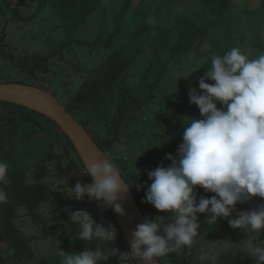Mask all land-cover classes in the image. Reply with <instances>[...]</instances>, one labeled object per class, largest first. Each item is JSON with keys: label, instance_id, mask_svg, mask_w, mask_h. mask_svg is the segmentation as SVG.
<instances>
[{"label": "trees", "instance_id": "1", "mask_svg": "<svg viewBox=\"0 0 264 264\" xmlns=\"http://www.w3.org/2000/svg\"><path fill=\"white\" fill-rule=\"evenodd\" d=\"M113 1L119 2L118 8L113 7ZM176 1L35 0L33 9L24 13L16 0H0V39L4 44H9L4 39L7 28L15 23L28 24L42 12L47 13L43 19L52 23L50 30L60 27L64 32L61 38L46 36L45 41L51 42L52 47L41 53L18 56L10 49H4L2 43L0 79L9 69L22 77L15 81L5 79L0 83L13 81L51 89L49 82L58 70L68 74L66 76L73 73L80 76L79 85L71 79L65 82L63 105L120 169L143 215L141 206H149L146 192L151 185L145 179L144 168L159 154H164V167L171 166L173 161L167 156L174 146L179 147L183 143L186 117L191 114L193 118L204 119L196 104L184 103L185 91L172 89L176 91L174 100L158 103L155 97L161 83H169L168 76L173 68L185 70L186 65L200 80L206 76L213 56H222L236 45L233 31L238 17L233 18L234 14H231L233 0H199L202 8L199 11L201 18L197 21L179 13L166 26L148 19L150 14L164 6L171 10ZM93 21H99V25ZM87 33L90 35L85 36ZM255 43L260 54L264 53V42L257 40ZM73 50L78 57L76 61L68 59L71 64H66L65 53L72 54ZM145 53L149 56L144 72L133 75L136 61ZM188 56L194 60L193 66L187 62ZM53 58L62 61L59 68L50 64ZM187 72L189 69L184 73L188 77ZM197 82L195 89L198 88ZM206 82L215 83L211 79ZM197 93L203 94V90L198 88ZM217 106L223 107L219 103ZM42 130L49 138L35 134ZM53 140L60 143L55 151ZM126 151L130 152L126 154ZM0 160L8 164L9 181L7 185H0L7 194V202L0 203V264H60V250L38 255L30 245L31 238L26 237L19 227L22 210L44 233L62 231V234L68 232L75 237L72 248L63 250L65 252L95 250L99 246L110 251L111 247L114 254L101 264H120V253L131 251L108 205L101 200L90 199L87 194L78 200L69 195L67 186L56 189L47 183L46 177L53 161L55 175L63 174L62 164L65 163L68 173L81 171L84 174L82 184L92 183L73 143L52 119L20 104L0 101ZM194 195L198 203L201 197L211 198L217 194L196 186ZM43 203L55 206L49 220L53 224H49L40 211ZM262 205L264 197L260 196L238 202L232 214L227 218L220 217L214 226L207 223L211 214L203 213L198 216L200 235L193 246L158 257L160 263L213 264L210 257L202 262L201 252L208 254L212 242L233 229L229 225L230 219L237 218L241 211L259 210ZM76 210H87L98 224L115 229L116 238L110 247L96 238L84 241L76 237L77 226L70 221L71 213ZM149 215L148 209V216L144 215L145 222L152 220ZM258 238L259 241L264 240V230L258 233ZM67 239L68 236L61 240V246ZM214 262L238 264L239 254L232 248L219 254ZM132 264L137 263L134 260Z\"/></svg>", "mask_w": 264, "mask_h": 264}, {"label": "clouds", "instance_id": "2", "mask_svg": "<svg viewBox=\"0 0 264 264\" xmlns=\"http://www.w3.org/2000/svg\"><path fill=\"white\" fill-rule=\"evenodd\" d=\"M199 88L203 94L192 88L189 97L204 119L186 118L179 158L169 154L171 166L148 173L153 182L146 192V202L158 210L173 211V222L165 225L163 220H146L137 225L131 251L120 253V264H132L136 259L153 264L157 257L191 248L200 235L197 214L210 213L207 223L214 226L220 217H229L238 202L264 197V53L249 58L239 47H232L222 56H213ZM83 169L93 178L92 183L77 182L69 189L70 195L79 200L87 194L123 213L117 201L123 199L128 185L111 158H84ZM8 182V164L0 160V185ZM196 186L217 195L201 197L197 203ZM6 202L7 194L0 188V203ZM70 221L77 226L76 237L81 240L96 238L110 247L116 238L114 228L98 224L87 210L73 211ZM229 225L247 230L249 236L258 234L264 230V205L259 210L241 211ZM243 250L257 264H264V241L249 240ZM113 254L111 247L106 251L100 246L59 253L60 264H101ZM200 259L206 261L208 254L202 251Z\"/></svg>", "mask_w": 264, "mask_h": 264}, {"label": "rangeland", "instance_id": "3", "mask_svg": "<svg viewBox=\"0 0 264 264\" xmlns=\"http://www.w3.org/2000/svg\"><path fill=\"white\" fill-rule=\"evenodd\" d=\"M107 2L109 0H106ZM17 3H19L21 10L24 11V13H27L33 9L35 6V0H16ZM14 2V3H16ZM113 7L118 8L119 2L113 1ZM233 10L231 11V14L233 18L238 17V23L233 31V40L235 41V46L231 47H239L243 53H245L249 58H256L258 55H260V50L258 49L255 42L257 40H261L264 42V0H233ZM172 5V4H171ZM200 8H202V3L199 0H177L173 3V7L171 10H169L168 7H162L158 10V12H153L149 15L148 19L157 24L162 25H169L176 17V13H179L180 15H183L185 17H189L193 20H196L201 18V15H199ZM255 13H257V16H255ZM43 15H47L46 12L40 13L34 20L29 22L28 24L20 23L19 25L17 23L13 24L9 28L6 29L5 37L8 41V45L4 44V40L0 39V51L2 48L4 49H10L15 55H23L25 53H41L45 52L46 50L50 49L52 47V43L49 41H45L46 36H53L56 38H61L64 35V32L60 27L57 29H52V23L49 19H43ZM97 25H99V21H93ZM1 30V28H0ZM44 30V31H43ZM223 33L224 30L222 29ZM221 32V31H219ZM0 31V35H1ZM220 34V33H219ZM222 34V33H221ZM36 35V37H34ZM90 35L87 33L85 36ZM82 36L84 34L82 33ZM214 37H216L214 35ZM211 39V37H209ZM83 48V47H82ZM3 52H7V50H4ZM80 49V48H79ZM78 49V50H79ZM76 50V51H78ZM66 54L65 62L66 64H71L68 62V59H73L76 61L77 55L75 53V50H73L72 54ZM85 56V55H84ZM149 53H145L142 55L137 61L136 65L133 67V75H140L142 72H144V67L146 66V61L148 59ZM187 62L192 64L194 60L191 56H188ZM62 61H59L57 58H53L50 61V64L52 67L59 68ZM1 64V61H0ZM185 65V63H184ZM189 69L188 77L185 76L184 73ZM68 75V74H66ZM64 75V73L61 70H58L56 76L50 80V85L52 87V91L54 92L55 96L59 100L60 103L65 104V91H64V84L68 80H72L75 82L76 85L80 84L81 77L78 75H75V73L70 74L69 76ZM189 76L191 78H189ZM22 75L18 73L15 70L9 69L6 70L5 76H3L0 81H6L5 79H11L15 81L16 79H20ZM188 78L189 80H187ZM169 83L168 84H162V87L158 89L157 96L155 97V100L159 102L162 101H172L175 98V92H179V90H182L184 92V95L186 96V99L183 100L184 103L189 104L191 103L189 92L190 89L194 88V85L196 81L199 82L197 78L194 77L193 72L191 71V68L189 65H186L185 70L184 69H178L173 68L171 71V75L168 76ZM11 81V82H13ZM182 81L181 84H173V82H179ZM197 82V83H198ZM173 84V87L171 85ZM176 86V88H175ZM196 88V86H195ZM199 88V84H198ZM196 89V91L198 90ZM172 89H177L176 91H171ZM164 107V106H162ZM161 108L158 110L157 113L160 114ZM184 116V115H183ZM189 116V117H188ZM186 118L190 119H197V117L193 118V115H188ZM201 116V115H200ZM199 119V118H198ZM36 135L48 137L46 131H38L35 133ZM60 143L57 140H53V150H57V146ZM179 147H175L172 150V155L175 156L177 159L179 158ZM59 151V150H58ZM60 152V151H59ZM130 151H126V154ZM169 152V154H170ZM164 154L156 155L149 161L147 166L144 168L143 171L144 175H146L147 183H152L153 181L149 178V171L155 170L158 167L163 166L162 163ZM143 159V158H141ZM144 160V159H143ZM54 161L53 163H50V171L49 174L46 177L47 183H49L50 186L59 189L61 187L67 186L69 188H74V184L78 181L81 183L83 179V175L81 171H74L73 173H68V170L66 169L65 163L62 164L63 166V174L61 176L55 175L54 172L56 171L54 167ZM145 164V162H144ZM134 167L136 165H133ZM30 179V177L28 178ZM142 180V179H141ZM74 181V182H73ZM76 185V184H75ZM70 195V193H69ZM58 205V203L56 204ZM55 206L50 203H43L40 207L41 213H43L48 219L49 224L51 223L49 220L51 218V211ZM142 210L144 212V215L148 216V209L151 212H153V215H149L148 218H151L152 220H156L159 222L160 220H163V223L167 225L168 223L173 222V216L174 212L169 210H158L155 208V206L152 203H149V206H141ZM22 216L18 220L19 227L24 231V234L26 237L31 238L30 245L37 251L38 255L51 253L53 251L57 250H70L72 248V242L73 237L70 236L68 232H65L62 234L59 231H53L49 233H44L39 226L34 225V223L31 220V217L29 214H25L24 210L21 211ZM203 213L197 214V216H202ZM161 232L163 234V229H161ZM34 236V237H32ZM68 241H65V245L61 246V240L64 237H67ZM249 240L261 242L259 241L258 234H250L247 230L242 228H233L231 231H229L224 237H219L216 240H214L211 244V251L208 252V257H210L209 261H212L213 264H216L214 261L217 260V257L219 254H221L223 251L230 250L232 248L235 249V253L239 254V262L238 264H257V261L254 257L250 255L246 250H243L246 247V244ZM264 241V240H263ZM196 259V257H195ZM214 260V261H213ZM29 264V263H26Z\"/></svg>", "mask_w": 264, "mask_h": 264}, {"label": "water", "instance_id": "4", "mask_svg": "<svg viewBox=\"0 0 264 264\" xmlns=\"http://www.w3.org/2000/svg\"><path fill=\"white\" fill-rule=\"evenodd\" d=\"M0 101L20 104L52 119L69 137L83 165L84 158L102 160L107 156L87 129L59 102L52 88L45 89L41 86L21 82L0 83ZM91 179L93 178L91 177ZM122 179L127 184L123 177ZM117 202L121 204L123 213H117L112 206H108L131 250L132 233L136 230L137 225L145 222V217L129 185L123 199ZM135 261L137 264H144L142 260L136 259ZM153 264H161L158 257L154 259Z\"/></svg>", "mask_w": 264, "mask_h": 264}, {"label": "bare ground", "instance_id": "5", "mask_svg": "<svg viewBox=\"0 0 264 264\" xmlns=\"http://www.w3.org/2000/svg\"><path fill=\"white\" fill-rule=\"evenodd\" d=\"M1 83H5V82H1Z\"/></svg>", "mask_w": 264, "mask_h": 264}]
</instances>
